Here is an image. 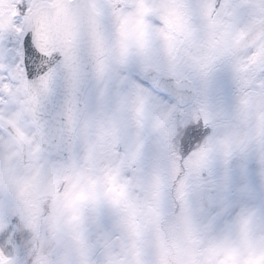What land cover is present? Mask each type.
<instances>
[{
	"label": "snow or ice",
	"instance_id": "obj_1",
	"mask_svg": "<svg viewBox=\"0 0 264 264\" xmlns=\"http://www.w3.org/2000/svg\"><path fill=\"white\" fill-rule=\"evenodd\" d=\"M102 138L264 198V0H0V251L23 254L10 177Z\"/></svg>",
	"mask_w": 264,
	"mask_h": 264
},
{
	"label": "rangeland",
	"instance_id": "obj_2",
	"mask_svg": "<svg viewBox=\"0 0 264 264\" xmlns=\"http://www.w3.org/2000/svg\"><path fill=\"white\" fill-rule=\"evenodd\" d=\"M172 171L143 142L116 151L102 138L77 171L10 177L15 199L7 210L22 214L20 231L48 205L53 238L70 253L68 264H264L260 187L233 182L226 190L220 181L201 187L184 175L177 204L166 182ZM4 255L0 264H24L29 249L12 262Z\"/></svg>",
	"mask_w": 264,
	"mask_h": 264
},
{
	"label": "trees",
	"instance_id": "obj_3",
	"mask_svg": "<svg viewBox=\"0 0 264 264\" xmlns=\"http://www.w3.org/2000/svg\"><path fill=\"white\" fill-rule=\"evenodd\" d=\"M184 175L185 174L178 175L176 172L172 171V174L169 177L168 185L170 188L171 198H174L177 204H179L181 195L178 196L179 194H176V192L180 189L184 182ZM183 188L184 186H182V189ZM32 198L35 200L34 196H32ZM34 200H32V202ZM31 222V243L29 245L36 244V249L32 251L31 255L26 259L24 264H40L41 262H43V264H68V256L70 253L64 245H60L58 243L57 238L51 239L50 242L46 244L45 250L41 255L38 253L42 243L46 241V239L51 238L53 235V230L49 224V217L46 208L41 206L40 212L35 213V217L32 218ZM26 245H28V242L23 244V250ZM20 255L22 254L20 253L18 257H20Z\"/></svg>",
	"mask_w": 264,
	"mask_h": 264
}]
</instances>
